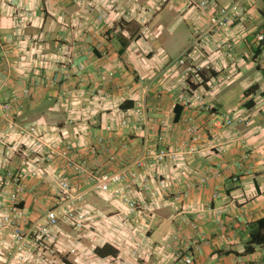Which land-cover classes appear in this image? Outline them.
Segmentation results:
<instances>
[{
  "label": "crops",
  "instance_id": "0c3cea01",
  "mask_svg": "<svg viewBox=\"0 0 264 264\" xmlns=\"http://www.w3.org/2000/svg\"><path fill=\"white\" fill-rule=\"evenodd\" d=\"M7 1L0 0V37L6 48L14 50L10 58L16 69L12 76L0 74L1 101L21 94L23 86L30 88V97L22 98L16 107V122L40 124L46 128L51 143H75L80 129L104 137L108 149L118 154L115 164L83 150L80 160L89 159L92 165L108 172L123 170L144 153L148 166L140 170L141 176L155 184L161 177L170 188L162 191L157 210L147 221L132 219L128 223L116 216L124 211L118 200L107 199L93 182L68 171L75 190L88 193L84 206L93 222L82 234H77L71 225L61 224L53 232L54 239L43 244L48 264H102L100 258L117 262L119 250L131 248L136 238L133 234L137 236L140 231L148 237L144 250L151 254L133 258V263L184 264L177 258L178 252L183 251L192 256L193 264H264V245L252 254L245 253L249 226L264 218V46H259L260 51L254 50L256 34L264 32V0L246 4L250 20L245 27L234 21L223 32L213 33L192 53L186 66L175 68H169V63L191 44L196 29L207 28L210 16L234 0H209L203 10L196 7L200 0H166L162 6H158L160 0H103V19L95 5L97 0L81 5L72 0H21L24 7L35 10V17L19 35ZM147 8L156 12L144 25L138 19ZM63 38L74 54L73 67L84 66V76L64 79L49 64L48 74L53 80L33 82L31 73L23 72L21 58L31 61L40 54L51 53ZM19 42L23 47L17 50ZM228 44H233L232 49L227 48ZM196 68H201L203 78L195 73ZM102 73L110 76L105 84L99 79ZM196 75L200 83L195 80ZM184 78L190 82L186 94L191 97L201 93L202 103L191 107L179 103L177 97ZM101 86L108 90L109 97L98 105L92 95ZM71 94L79 98L74 101ZM138 104L144 106L151 122L162 123L150 130L147 138L132 112ZM211 112H231L244 121L214 130ZM125 117L130 128L118 125ZM85 118L88 121H83ZM70 119L77 125L70 124ZM110 123L116 127L111 135L105 131ZM190 126L202 131L198 141L187 134ZM1 131L11 130L0 122ZM182 141L198 147L199 153L185 152L180 167H172L167 161V171L161 172L153 162L156 152L163 147L171 150ZM124 144L129 150H121ZM25 161L32 165L24 166ZM62 165L60 160L51 162L46 150L26 156L9 155L0 142V175L6 170L16 173L32 167L47 172L26 181L21 207L28 214L29 225H40L57 201ZM205 174L210 178L198 188L199 177ZM176 177L181 178V184L175 181ZM128 180L134 183L133 198H148L135 181L129 177ZM172 193H181V199L175 202ZM215 194L219 196L214 197ZM8 195L9 189L0 190V215L7 210ZM94 231L109 241L106 246L112 255H98L97 249L103 247L95 249L90 242ZM0 239V264H5L2 254L12 244L10 232ZM77 239L81 244H76ZM74 248L79 250L76 254L70 252Z\"/></svg>",
  "mask_w": 264,
  "mask_h": 264
},
{
  "label": "built area",
  "instance_id": "2783aa9c",
  "mask_svg": "<svg viewBox=\"0 0 264 264\" xmlns=\"http://www.w3.org/2000/svg\"><path fill=\"white\" fill-rule=\"evenodd\" d=\"M73 3L83 4L88 0H72ZM250 0H234L232 3L220 7L209 18V24L207 28H198L194 33V39L191 44L185 48L179 56L169 63L171 67H184L190 59L192 53L199 49L203 43L212 37L213 33H220L226 30L232 22L239 23L240 26L245 25L250 20L248 16L247 3ZM8 3L12 6L14 27L17 30V34H21L24 27L35 17V10L26 8L21 4V0H8ZM95 5L99 9V16L103 19L106 16L103 0L95 1ZM166 0H160L158 6H162ZM209 0H200L196 3V7L199 10L206 9L209 5ZM154 8H147L144 15L139 18L141 24H147L153 17ZM133 17V14L131 15ZM127 19H130V14ZM11 42V40H6ZM264 41V32H258L255 36L254 50H258L259 46ZM67 39L63 38L62 42L56 47L54 51L48 54H40L36 59L28 61V58L23 56L21 58V67L23 72H30V77L33 82L37 84L40 81L51 82L53 79L48 74L47 66L53 64L55 71L58 70L64 79H70L72 77L82 78L84 75V66H74V54L67 46ZM16 49H21L23 43L16 44ZM233 44H228L227 48L232 49ZM0 50L2 56L0 57V74L4 73L8 76H12L16 67L10 58V54L13 53V49L6 48V44L0 37ZM255 52V51H254ZM27 63V65H26ZM202 72L201 68H196L195 73L198 75ZM196 75L195 80L200 83L199 76ZM108 74H100L99 79L101 84H105L109 79ZM82 80V79H81ZM28 79L26 80L27 84ZM189 80L187 78L182 79L180 82L179 93L177 97L179 103L184 104L187 107H191L195 104L203 102V96L201 93L196 92L193 96L186 94L187 88H189ZM215 81L211 82V88H214ZM178 92H174V95H178ZM2 89L0 88V106L1 116L0 122L7 126L11 131L0 132V142L3 143L7 153L9 155L20 154L26 156V154H35L38 152L47 151V157L50 161L60 160L62 162L63 176L58 180L57 187V201L54 202L50 209L47 210L45 215L40 220L41 224L29 225L28 214L21 207L24 202L25 190L27 188L26 181L31 176H37L44 172V176L47 174L42 168L32 167L31 169L22 168L16 173L6 170L0 175V190L9 189V201L7 203V210L0 215V238L10 232L12 244L9 249H4V263L5 264H48L46 256L43 251V244L46 240H53L54 234L61 224H68L73 227L77 234H82L89 230L93 219L90 213L85 208L88 193L78 192L75 190V185L72 183L68 176V171H73L75 174L83 176L89 182L94 183V188L101 192L107 199L118 200L123 206V214H117L119 220L124 222H131L133 219H140L147 221L151 215H154L158 207V199L162 194V191H169V184L161 177L155 184L148 177L141 176L140 170L148 166V160L145 159L144 153L138 154L134 160L123 168L121 171L108 172L103 170L99 165H92L89 159L80 160V154L83 150L85 154L89 156L106 157L110 162H117V153L108 149L104 137H96L90 134L84 133L85 129L77 135L78 139L75 143L63 144L62 142L51 143L48 140V133L46 128H43L37 123L20 124L15 120L16 107L22 103V98L30 97V88L23 86L21 94H14L9 100L1 101ZM71 99L74 101L79 98L76 94H71ZM109 93L103 86L93 91V102L98 105L104 104L108 100ZM98 108L95 107V110ZM133 115L140 121L146 138L149 136L150 130L155 126L159 127L162 123L157 121H150L148 119L146 109L142 104H138L132 109ZM97 113V112H93ZM95 116V115H94ZM83 121H88L85 118ZM244 119L241 116H237L231 112L227 113H215L210 114V123L214 130H220L225 127H231L237 123L243 122ZM70 124L75 123L74 119L69 120ZM82 123V122H78ZM76 124V123H75ZM77 125V124H76ZM82 125V124H81ZM119 127L130 128V121L128 118L121 119L119 121ZM86 127L84 124L80 126ZM133 127L132 129H134ZM139 129V126H136ZM105 131L110 135L116 132V127L113 123L106 126ZM187 134L192 135L193 141H198L202 136V131L195 127L190 126L187 128ZM9 139V140H8ZM162 139V138H161ZM8 140V141H7ZM147 144V141L145 142ZM121 150L127 151L129 147L124 144ZM185 152L191 154L199 153L198 147L191 146L187 141H182L176 144L171 150L168 148H161L154 156L153 162L160 166L161 172H166L168 168L167 161L170 162L172 167H180L182 165V156ZM32 165L25 161L24 166ZM135 167V170L133 168ZM185 168V166H182ZM128 177L135 181L137 185L148 194V198L135 199L133 198L134 183L128 180ZM210 176L205 174L198 180V188H202L209 180ZM181 178L176 177L175 181L181 184ZM140 180V182H139ZM174 201L178 202L181 199V193H176ZM219 196L215 194L214 197ZM29 225V227H28ZM137 236L139 237L137 239ZM134 235L131 248L120 249L117 254V262L111 258H100L102 264H137L133 263L131 259H138L144 256H149L151 252L144 250V246L148 241L146 233L139 232ZM91 243L97 247L106 246L109 241L103 236H100L95 231L91 234ZM76 244H81L80 239H77ZM99 247V248H100ZM2 243L0 239V250H2ZM77 249H71L72 254L77 253ZM177 258L184 264H193L192 256L186 252L179 251Z\"/></svg>",
  "mask_w": 264,
  "mask_h": 264
},
{
  "label": "trees",
  "instance_id": "16d2710c",
  "mask_svg": "<svg viewBox=\"0 0 264 264\" xmlns=\"http://www.w3.org/2000/svg\"><path fill=\"white\" fill-rule=\"evenodd\" d=\"M262 12H263V17H264V9L262 10ZM261 45L264 46V41L262 42ZM254 61H256V58H254ZM258 69H260V68H258ZM200 74L203 78V72H201ZM122 107L125 109V106H122ZM249 232H250L249 233L250 237H249V240L245 244V253L246 254H252L256 251V249H258L264 245V218L253 222L249 226ZM108 250H109L108 247L104 246L102 249H97V253H98V255H100L102 257L112 255V254H109L110 252H108ZM115 254H116V252H114L113 256Z\"/></svg>",
  "mask_w": 264,
  "mask_h": 264
},
{
  "label": "rangeland",
  "instance_id": "374dc122",
  "mask_svg": "<svg viewBox=\"0 0 264 264\" xmlns=\"http://www.w3.org/2000/svg\"><path fill=\"white\" fill-rule=\"evenodd\" d=\"M258 16H259V17H261V16H262L260 12L258 13ZM175 59H176V58H175Z\"/></svg>",
  "mask_w": 264,
  "mask_h": 264
}]
</instances>
